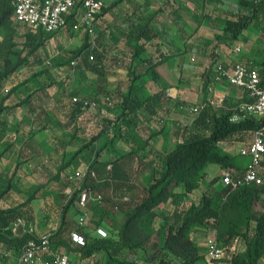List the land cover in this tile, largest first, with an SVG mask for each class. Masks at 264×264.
I'll return each instance as SVG.
<instances>
[{
	"label": "crops",
	"instance_id": "0c3cea01",
	"mask_svg": "<svg viewBox=\"0 0 264 264\" xmlns=\"http://www.w3.org/2000/svg\"><path fill=\"white\" fill-rule=\"evenodd\" d=\"M102 1L106 11L99 17L96 54L104 77L88 70L76 73L62 66L59 74H74L76 86L72 90L77 94L61 93L55 99L50 98V105H53L49 116L42 117L41 104L39 109L22 106L15 115L10 116L5 111L0 116V142L12 145L2 163L14 161V169L19 165L18 181L32 183L21 199L26 200L30 192L38 190L32 202L34 221L22 220L31 225L38 236L57 233L61 222L55 226L46 225L44 219L51 220L50 216L58 214L71 198L76 184L69 176L75 171L88 170L95 157L94 151H100V156L92 167L96 178L89 180L98 186L91 188L93 194L103 193L114 204L122 203L125 198L134 202L143 198L153 183L161 155L171 152L192 135H209L216 113L232 109L234 104L248 99L241 88L215 80L216 64L222 63L230 69L237 64L258 68L263 59L264 46L261 51L255 48L257 43L263 42L262 33L254 27H249L243 38L232 44L216 45L214 42L216 35L222 33L220 20L229 17L231 12H238L240 0ZM150 16H154L152 26L159 36L160 51L149 52L154 56L163 55L164 63L158 68L161 77L157 82L148 76L137 80L130 98L134 110L121 117L122 95L127 94L132 85L129 69L142 70L146 66L130 62L127 34L135 21ZM210 52H215V58L210 57ZM48 62L46 64L50 65ZM8 80L0 86L1 91L10 87ZM79 81L81 85L78 86ZM26 88L24 85L23 89ZM8 90L9 95L6 94L1 102L4 107L22 102L4 104L5 99L13 96ZM20 90L22 88L17 93ZM96 95L99 97L96 106L92 103L82 108L80 103L72 101L78 98L92 102ZM104 97H111V104ZM37 100L41 102L40 98ZM207 103L210 104L207 106ZM196 107L203 109L193 113L191 110ZM21 111L31 119L30 126L25 127L20 121L13 126L15 121H9ZM253 140L254 135L251 143ZM240 150L232 171L211 164L205 169V180L210 179L212 183L209 174L215 171L222 176L223 189L233 187L231 182L242 178L248 163L247 158L240 156ZM50 183L53 185H48ZM201 187L183 200L199 201ZM176 191L181 193L183 188ZM59 217L61 220V214ZM85 219L84 213L78 215V221ZM14 227L15 223L9 228L14 238L25 236L23 228L13 233ZM11 248L0 243V264H8L4 253Z\"/></svg>",
	"mask_w": 264,
	"mask_h": 264
},
{
	"label": "trees",
	"instance_id": "16d2710c",
	"mask_svg": "<svg viewBox=\"0 0 264 264\" xmlns=\"http://www.w3.org/2000/svg\"><path fill=\"white\" fill-rule=\"evenodd\" d=\"M12 1L13 0H0V30H5V35L0 40V86L18 72L21 67L27 65L26 58L30 54L37 53L51 40L52 35H55L34 29L32 32L26 33L24 47L28 50V53L26 58H22L21 53L15 51L17 46L15 38L18 33V25L20 24L14 21ZM241 9H243V11ZM105 11L106 8L103 9L102 13ZM153 20L154 16H150L135 21L127 34L129 52L131 54L130 62L132 64L138 62V64H146V66L142 70L137 69V67L129 69V77L132 81V85L129 92L122 95L121 104L123 106V112L121 117L127 115V111L131 112L134 110V107L131 108L130 106V98L134 90V83L145 76L150 77L156 82L161 77L158 68L164 63L163 55L156 56L155 54L154 56L149 52L153 50L150 47L151 44L159 39L158 33L152 26ZM74 23V17H70L69 30L72 29ZM98 23L95 31L96 45L93 46L91 44L90 36L85 31V42L78 50L73 52L70 62L66 65L69 69L71 66V71L77 73L79 70H88L96 76L104 77L99 70L98 57L96 54V50L98 49ZM220 24L223 28L222 33L215 37L214 42L216 45L232 44L239 41L243 38L244 32L249 27H254L261 31V37L264 40V0H240L239 11L236 13L231 12L229 17L220 20ZM159 51L160 49L158 48L157 52ZM13 55L19 57L17 62L12 59ZM40 62L39 60L38 63L41 64ZM73 62L76 64L73 65ZM257 69L264 83V49L263 59ZM207 88L208 85L206 86V89ZM13 91L14 89L11 90V93ZM98 98L99 97L95 98L92 102H86L78 98H72V101L74 103H80L82 108H84L90 106L92 103L94 106L98 105ZM104 99L108 103L111 102V97H104ZM29 101L26 99L19 104L8 107H4L3 103H1L0 116L5 113V111H7L6 114L9 113L10 116L15 115L17 109L22 106L27 107ZM248 101H250L249 98L244 102ZM209 104L210 103H207V106ZM239 104L241 103L234 104L232 109L222 110L213 116L209 135L205 133L192 135L179 143L171 152L161 155L159 165L157 169H155L153 183L148 188L143 199L134 202L125 198L122 200V203L114 204L110 199L106 198L103 193H97V196L101 197V200L97 202L106 205L104 206L106 207L104 208L107 214L106 218L109 216L108 213H113L115 210L126 214V221L119 233L121 247L130 250L141 248L154 235V225L158 218L157 210L160 208L162 209L168 204H172V206L175 207L172 214L168 213L162 216L163 226L161 228H166L162 249L167 251L168 254L173 255L176 260L162 259L159 263L153 262L148 264H204L206 253H203L202 247L192 240L190 234L195 228H208L214 230L222 224H224V231L221 236H217L222 246L230 248L228 241H231L233 238H240L245 245L242 252L233 253L231 251L226 262L228 264H260L261 260L264 258L263 187L241 185L238 188H234L228 186L215 194L204 192L198 202L190 204V206L185 209L182 208V204L184 203L183 198L201 187L202 181L206 177L205 169L207 166L211 164L219 165L222 169L227 171H232L235 168V157L221 152L223 143H243L247 140L249 135L253 137L255 131L263 125V121L256 118H246L233 122L232 117L237 112ZM96 138L97 137L94 139ZM11 147L12 145L9 142L5 144H1L0 142V163H2L4 154L8 152ZM131 154H134V152ZM94 155V160L90 167H88L87 175L82 184L72 179L78 171H75L73 175L69 176L70 180L76 184L75 191L66 204L62 206L61 225L57 233L53 235V249L63 251L59 249L57 243L58 235L63 226L69 225L66 223V217L72 205L76 202H80L84 192H89L92 200L97 197L96 194H93L94 192L92 189H96L98 186H94L95 184L90 183L89 180L96 178V171H94L92 167L97 164L100 151H94ZM18 169L19 165L14 169L9 179H7L4 176V172L0 170V243L9 245L13 248L19 247L31 239L29 236L14 238L9 228L19 220L34 221V216L31 213L32 202L36 199V194L38 192V190H33L29 193L26 200L22 199L18 201V204L9 203L10 195L17 186L16 177ZM179 187L183 188V192L178 193L176 191ZM92 195H95L94 198H92ZM91 199L89 198L88 200ZM86 207L87 203L85 208ZM226 212H231L233 214L232 220L227 224L224 223L223 220V216ZM103 216L104 214L102 217ZM243 227L245 231H242ZM102 228L109 232L111 231L110 225L105 220L98 223L97 230ZM74 233L84 238L82 244L73 241ZM157 234H159V231ZM88 235L90 234L84 227L76 228L75 231L71 233V243L82 246L81 255L83 258H91L101 250H106L110 253L107 264H134L125 261L120 262L113 257L118 248L114 246L111 240H105L109 239L108 233H106L105 237L98 234V238H95L93 242H90L91 240H89Z\"/></svg>",
	"mask_w": 264,
	"mask_h": 264
},
{
	"label": "rangeland",
	"instance_id": "374dc122",
	"mask_svg": "<svg viewBox=\"0 0 264 264\" xmlns=\"http://www.w3.org/2000/svg\"><path fill=\"white\" fill-rule=\"evenodd\" d=\"M114 1V0H111ZM102 14V13H101ZM108 25V24H107ZM33 29L26 27L24 25H18V33L15 38V42L17 44L15 51L18 53H21L22 58H26V55L28 53V50L24 47L26 42V33L32 32ZM106 30V29H105ZM5 35V30H0V40ZM85 30L81 29V31L75 33L71 30L67 29L62 33L52 35V38L50 41L46 43V45L40 49L35 54H30L26 60L27 65L20 68L18 72H16L14 75L10 77V87L6 88L7 90L1 91L0 90V106L2 100L4 99V96L7 94H10L13 96L10 97V99H5L4 104L11 103H18L19 101L26 100L29 101L27 104V108L31 109V107H34L35 109H39L38 106H42V117L49 116L48 113L50 112V108L53 105H50V98L55 99L58 95L61 93L63 94H70L75 95L77 94L75 90H72V88H75L76 83L73 80L74 75L68 76L66 72H62L59 74V68L62 66L68 65V63L71 60L73 52L78 50L83 43L85 42ZM160 44L158 41H155L153 44H151L152 49L158 50ZM264 46V40L263 42L260 41L255 45V48L261 49ZM210 57L215 58V52H210ZM39 58V59H38ZM12 59L17 62L19 60V57L16 55L12 56ZM41 61L39 64L38 61ZM50 61L51 64L47 65L46 62ZM58 69V70H56ZM71 69V66H70ZM76 77V76H75ZM79 80V79H76ZM18 84L17 87H11L12 85ZM26 85V90L23 89V86ZM81 85L80 81L78 86ZM22 86V87H20ZM18 87L22 88L19 93H17L19 90ZM68 87V88H67ZM13 88L14 91L11 93V90ZM5 89V88H4ZM36 90L35 93L28 95V93L33 90ZM36 97V99H35ZM30 98V99H29ZM37 98H40L41 102L37 100ZM33 100H35V103L33 104ZM30 104V105H29ZM18 110V109H17ZM32 110V109H31ZM24 111H21L19 114L14 116L15 118L9 119L10 122H14L13 126H17L16 122L20 121L22 122V125L25 127L30 126L31 119L28 118ZM253 137L252 135H249L247 137V140L245 141V144H239V143H229L225 142L223 143L221 147V152L223 154H229L235 158L239 157V150L243 148L244 146H248L251 144ZM12 160H10V163H0V170L4 172V176L9 179L14 171ZM218 172L211 171L209 174V177L212 179V183L208 180L202 181V187L200 190H202V195L204 192H209L215 194L216 192H219L223 189V182H222V176H218ZM19 176V175H18ZM17 179V186L12 191L11 197L9 200V203H16L18 204V201H21L27 190L32 186V183L26 182L25 180L21 183ZM21 176V173H20ZM22 178V177H21ZM214 183V184H213ZM53 185V184H48ZM202 197V196H201ZM200 197V198H201ZM92 198L94 196L92 195ZM264 198V196H263ZM9 199V197H8ZM143 199V198H141ZM140 199V200H141ZM198 202V200L196 201ZM192 202L191 201H184L182 204V208L185 209L190 206ZM38 206V204H37ZM106 206L104 203H98L95 200H88L87 201V207L83 210L78 206L77 203L72 205V208L68 211L67 217H66V223L69 225L63 226L62 230L60 231L58 235V245L59 249L66 251L71 256L74 264H107L110 253L106 250H101L99 253L95 254L91 258H83L81 255L82 246L72 244L71 243V233L75 231L76 228L84 227L87 229L90 235H88L90 242H93L95 238H98V223L102 220L107 221V223L111 227V231H107L105 229H102L106 233L109 234V239L105 240H111L114 246H116L117 252L114 254V258L119 260L120 262H131L134 264H148V263H159L162 261V259L166 260H176L175 257L171 254H168L167 251H165L163 248L164 245V238L166 234V228H161L163 226V218L165 214H172L175 207L172 206V204H168L164 206L162 209L160 208L157 210L158 212V218L154 225V235L150 238L148 242H146L141 248L137 250H130V249H124L120 245V229L124 225L126 221V214L121 213L119 211H114L113 213H108L109 216L106 218V210H104V207ZM62 210L60 212H56V215L52 214L49 219H44L46 222V225H57L60 224L61 220L59 217V214H61ZM112 212V211H111ZM84 213L86 215V219L83 222V226L80 225V221H78V215ZM104 216L102 217V215ZM104 218V219H103ZM233 218V214L231 212H226V214L223 216L224 223H229ZM159 231V234L157 232ZM224 231V224H222L220 227H217V229H208V228H195L191 232L190 236L193 241L198 243L202 249L203 253L207 251V246L209 240L214 238L215 236H221L222 232ZM242 231H245V228H242ZM102 240V239H100ZM228 244L230 246V252L233 253H239L242 252L245 248L244 243L240 238H233L231 241H228ZM166 257V258H165ZM220 264H228L226 260L224 262H221ZM261 264H264V261L261 262Z\"/></svg>",
	"mask_w": 264,
	"mask_h": 264
},
{
	"label": "built area",
	"instance_id": "2783aa9c",
	"mask_svg": "<svg viewBox=\"0 0 264 264\" xmlns=\"http://www.w3.org/2000/svg\"><path fill=\"white\" fill-rule=\"evenodd\" d=\"M12 6L13 18L17 24L42 30L48 34H59L69 29V18L74 17L75 23L71 30L77 33L84 29L90 36L91 44L95 46L96 25L105 8V3L102 0H13ZM215 80L241 88L250 99L238 105L237 112L232 117L233 122L246 118L263 121V125L254 133L253 142L240 150V156L247 158L248 163L242 178L232 181L231 184L234 188L241 185L264 188V83L259 71L257 68H248L242 64H237L230 69L222 63H217ZM203 107L192 108L191 111L198 113ZM87 171L76 172L72 179L82 184ZM90 195L89 192L82 194L79 202L82 208L91 198ZM94 200L100 201L101 197L97 196ZM80 222L83 226L84 221ZM19 228H23L25 236L31 239L16 249L11 248L4 253L5 258L9 260L8 264H74L68 253L53 249V233L38 236L35 229L22 220L15 223L13 233L16 234ZM98 234L106 236V232L102 229H98ZM73 241L82 244L84 238L74 233ZM229 254L230 248L222 246L218 237L215 236L208 242L204 264H220L227 260Z\"/></svg>",
	"mask_w": 264,
	"mask_h": 264
}]
</instances>
